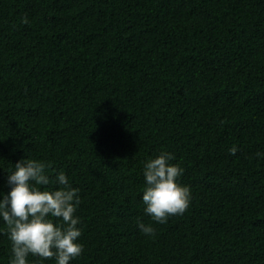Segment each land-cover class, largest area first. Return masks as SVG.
<instances>
[{
  "label": "trees",
  "instance_id": "1",
  "mask_svg": "<svg viewBox=\"0 0 264 264\" xmlns=\"http://www.w3.org/2000/svg\"><path fill=\"white\" fill-rule=\"evenodd\" d=\"M161 152L191 193L164 224ZM26 158L79 190L70 264H264V0H0V194Z\"/></svg>",
  "mask_w": 264,
  "mask_h": 264
},
{
  "label": "clouds",
  "instance_id": "2",
  "mask_svg": "<svg viewBox=\"0 0 264 264\" xmlns=\"http://www.w3.org/2000/svg\"><path fill=\"white\" fill-rule=\"evenodd\" d=\"M23 22L28 21L25 18ZM229 152L235 155L237 148L233 146ZM174 159L173 154L161 152L144 166L142 203L145 215L155 223L164 224L170 216L182 215L190 203V189L177 183L183 169L169 163ZM14 167L15 171L8 176L11 190L6 195L0 194V218L11 243L10 264H27L29 255L41 260L55 259L56 264H70L83 251L77 243L81 231L77 227L79 218L75 216L80 204L79 190L71 187L63 171L51 180L45 174L49 165L44 161L26 158ZM50 184L60 187L55 190L38 187ZM138 227L147 236L155 234L151 225L138 223Z\"/></svg>",
  "mask_w": 264,
  "mask_h": 264
}]
</instances>
